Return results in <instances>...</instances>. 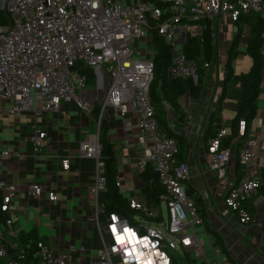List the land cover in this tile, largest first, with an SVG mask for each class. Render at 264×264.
<instances>
[{
	"label": "built area",
	"instance_id": "1",
	"mask_svg": "<svg viewBox=\"0 0 264 264\" xmlns=\"http://www.w3.org/2000/svg\"><path fill=\"white\" fill-rule=\"evenodd\" d=\"M160 1L168 3L170 8L158 27L159 33L173 45L174 65L170 67V75L184 78L197 79L195 63L185 58L181 48V39L186 40L189 30H201L200 25H190L189 21L212 20L225 15L235 23L242 14L264 11V0ZM162 14L159 6L142 0L134 3L125 0H0V116L2 113L6 117L25 112L39 115L60 111L63 102L72 100L89 112L90 104L80 92L86 89L87 78L74 67L77 64L94 69L104 67L110 81L101 101V115L108 107L121 117L131 111L137 113V139L142 146L137 157L138 169L142 172L150 164L164 184L161 196L166 206L164 212L131 198L130 206L141 211L135 216V224L119 213H107L105 227L98 225L103 248L90 264H173L175 257L167 248L189 252L201 264H231L209 258L198 237L196 228L203 224V218L184 184L190 178V166L176 161L177 141L159 125L150 96L153 57L136 46L149 34L150 18ZM178 23L185 26L179 27ZM245 36L243 32L242 39ZM206 66L209 68L211 64ZM245 127L246 121L242 119L240 134H244ZM226 135V129L220 128L208 146L210 168L220 178L225 177L233 154L232 145L221 148ZM30 138L38 158L47 133L36 129ZM101 149L99 136L95 135L82 142L79 150L80 155L96 159V176L90 188L96 218L105 212L101 197L107 188ZM12 156L10 149L1 148L0 139V213L9 215L5 225H0V236L3 238L1 231L8 229L7 239L17 235L12 229L14 220L10 211L19 192L16 184L3 175V164ZM239 161L242 176L238 184L231 187L225 203L239 213L242 223H247L252 217L242 204L261 184L264 139L248 138ZM62 165L69 170V158L63 159ZM45 194L50 202L60 200L54 190L46 191L40 183L27 186L29 197L42 199ZM75 250L70 246L68 255L58 254L41 238L37 244L39 261L26 263L22 262L25 253L8 257L6 247L0 242V264H80V257H72Z\"/></svg>",
	"mask_w": 264,
	"mask_h": 264
},
{
	"label": "crops",
	"instance_id": "2",
	"mask_svg": "<svg viewBox=\"0 0 264 264\" xmlns=\"http://www.w3.org/2000/svg\"><path fill=\"white\" fill-rule=\"evenodd\" d=\"M127 3L139 0H125ZM145 1V0H142ZM264 15V11L260 12ZM217 46V62L207 69L204 79L205 87L197 99L189 94L181 97L177 103L162 102L163 116L169 127L189 140L187 162L190 166V178L184 181L202 198L205 217L203 224L196 228L206 254L209 258L231 264H264V197L258 191L247 201L245 209L252 219L242 223L240 215L225 203L231 187L238 184L242 176L239 161L240 151L233 147L231 161L226 166V175L220 178L210 168L209 141L216 136L205 135L212 111L220 107V128H225L228 136L231 133V119L237 111V105L243 94V86L239 79L241 73L248 71L253 63L246 53V45L252 29L246 35L232 55V77L224 83L227 76V60L231 43L237 33V26L227 16L220 15L211 20ZM231 24V25H230ZM248 26H244L243 29ZM143 52L153 57L154 49L151 36L144 39ZM139 43H137L138 45ZM142 49V48H141ZM244 55L237 57L236 52ZM264 53V51H263ZM221 56V57H220ZM95 71V86L88 85L80 91L81 97L90 104V111H83L75 100L62 103L60 111L35 114L25 112L16 115L13 120L4 117L9 123L8 136L1 139V148L10 149L11 159L3 164V175L16 184L18 198L13 203L10 216L14 220L12 229L15 232L29 231L37 228L42 239L54 251L68 255L69 247L74 246L72 257H80V264H90L103 248V240L99 224L105 227L107 212L96 218L95 201L90 188L96 176V159L80 155L81 143L94 138L100 139L102 121L107 128L106 139L113 145L117 161V181L119 192L128 200L136 198L146 203L143 189L145 182L140 177L137 157L142 146L137 139V113L131 111L121 117L108 107L101 115V101L109 86L104 67ZM107 84V85H106ZM100 89V92L94 90ZM224 94V98L221 100ZM256 114L250 123L247 138L264 139V69L260 92L257 98ZM156 107V106H155ZM157 114V108H156ZM101 119V120H100ZM219 128V129H220ZM36 129L47 133V140L41 148L38 158L35 156V145L31 140ZM70 160V169L65 170L62 161ZM152 167V166H151ZM153 169V167H152ZM154 170V169H153ZM37 182L45 190H54L60 197L58 202H50L46 194L42 199L27 195V186ZM108 189L102 192L108 198ZM163 204V202H162ZM161 209L157 207L159 210ZM30 206H34L30 210ZM19 212L24 215V223L17 221ZM7 230L1 231L7 239ZM106 238L107 235L105 236ZM11 241V239H7ZM184 252V264H188ZM193 258L192 254L189 253ZM195 259V258H194ZM197 264H201L196 260ZM180 264V262L178 261Z\"/></svg>",
	"mask_w": 264,
	"mask_h": 264
},
{
	"label": "trees",
	"instance_id": "3",
	"mask_svg": "<svg viewBox=\"0 0 264 264\" xmlns=\"http://www.w3.org/2000/svg\"><path fill=\"white\" fill-rule=\"evenodd\" d=\"M146 2L154 3L159 6L163 14L158 18H150L149 34L151 36V43L154 49V78L150 87V96L153 104L157 108V119L160 127L165 130L168 135L176 139L179 146V152L176 155L177 162H185L189 154V140L186 136L173 131L163 116L164 108L163 101L171 104L177 103L178 100L189 94L191 97L197 99L201 96L205 87L204 79L208 67L206 64H213L217 62V46L215 44V34L210 19H203L201 21H189L190 25H200L201 30H189L186 33V40L182 44V52L186 59L193 61L196 65L197 79L192 76L175 77L170 75V67L174 65L173 45L168 43L165 38L159 33L158 27L161 22L170 13L169 4L160 0H145ZM237 26V33L231 43L229 50V57L227 60V76L224 83H227L232 73V55L240 45L243 27L248 26L252 29L249 40L246 45V53L252 58L253 63L251 68L240 74L239 79L243 86V94L237 105V111L231 119V133L223 139L222 147L227 148L235 145L239 151L248 139L250 123L255 117L257 108V98L260 92L262 81V74L264 69V15L262 13H245L242 14L238 21L235 22ZM74 69L78 70L81 75L86 76L87 82L90 86H95V71L92 67H85L82 64H77ZM224 98V94L221 100ZM220 107L212 111L207 125L205 135H215L214 129L219 130L221 127ZM246 121L244 134H240V121ZM107 128L104 121L100 127V143L101 159L105 163V173L107 178L108 198L101 197L105 205V212H115L127 217L132 224L137 222L135 216L140 214V210L133 209L129 200L125 198L116 185L117 181V161L115 156L114 145L106 139ZM141 179L145 182L143 193L145 202L150 207H159L161 209V196L165 191L164 184L160 181L158 173L152 169L151 165L140 172ZM187 193L193 198L198 212L201 217H205V210L203 209L202 198L191 186H187ZM258 194L264 197V167L261 170V184L258 188ZM242 206L245 208L246 203ZM9 215L5 212L0 213V225H5L6 219ZM42 237L39 235L37 228L29 231H20L16 236L11 237V241L0 236V242L4 244L7 249L8 257H17L18 253H25L22 262H38L39 256L37 253V244ZM14 244H17L14 246ZM188 264H197L196 259L192 258L189 253L186 254ZM173 264H179L178 260L174 258Z\"/></svg>",
	"mask_w": 264,
	"mask_h": 264
},
{
	"label": "rangeland",
	"instance_id": "4",
	"mask_svg": "<svg viewBox=\"0 0 264 264\" xmlns=\"http://www.w3.org/2000/svg\"><path fill=\"white\" fill-rule=\"evenodd\" d=\"M177 26L181 27V26H185V24L184 23H178ZM244 31L247 34V33L250 32V28L249 27H245ZM143 42H144V40H139L137 42L139 44L138 45L136 44V46L138 48H140V49L142 48L141 51H144L143 48L145 47ZM236 55H237V57H240L241 55H244V54L242 53V51H238V52H236ZM88 85H90L89 82H87L86 88H87ZM15 116L16 115H9L7 117H10V119H8V120H13L15 118ZM8 120L4 119V114L2 113V115L0 116V123H1L0 124V139H5L9 135L8 134V132H9L8 130L9 129H7L9 123H6ZM33 209H34V206H30V210H33ZM165 209H166V206L163 203L162 204V211L164 212ZM17 221H19L20 224L24 223V215H23V213L19 212ZM167 250H168V252L171 255H173L180 262V264H184V252L180 248H176V249L167 248ZM211 259H215V258H211Z\"/></svg>",
	"mask_w": 264,
	"mask_h": 264
},
{
	"label": "water",
	"instance_id": "5",
	"mask_svg": "<svg viewBox=\"0 0 264 264\" xmlns=\"http://www.w3.org/2000/svg\"><path fill=\"white\" fill-rule=\"evenodd\" d=\"M185 42V38L183 37L182 39H181V43H184ZM107 79L108 80H110V76L109 75H107ZM107 85V84H106ZM95 92H100L102 95L104 94V91H102V90H100V89H97V90H94V93Z\"/></svg>",
	"mask_w": 264,
	"mask_h": 264
}]
</instances>
